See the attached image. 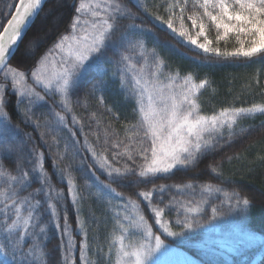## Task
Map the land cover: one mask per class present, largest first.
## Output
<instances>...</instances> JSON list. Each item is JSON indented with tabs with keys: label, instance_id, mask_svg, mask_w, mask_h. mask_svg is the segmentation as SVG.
<instances>
[{
	"label": "snow or ice",
	"instance_id": "1",
	"mask_svg": "<svg viewBox=\"0 0 264 264\" xmlns=\"http://www.w3.org/2000/svg\"><path fill=\"white\" fill-rule=\"evenodd\" d=\"M43 2L44 0H19L18 3L7 5L9 9L14 7L15 11L6 13L11 19L4 25L3 31H0V67L7 61L10 49L18 47L19 42L23 40L28 28L39 15ZM132 3L145 19L151 17L149 22L153 28L166 32L177 44L197 56L203 55L205 60H211L213 57L217 60L244 58L250 63H264V0H164L163 4L154 5L156 12L150 11L151 6L146 0H132ZM161 7L167 14L166 17L159 13ZM74 12L69 31L61 35L36 61V67L31 71L32 85L27 83V73L24 71L8 68L4 73L5 83H0V137L7 139L6 133L12 130L9 114L5 111L9 78L18 104H23L24 98H27L28 105H33L44 102L45 97L49 95L58 97L56 104L60 106L61 111L52 113L55 117L53 122H43L49 132H55V128L51 127L52 123L67 127L62 112L72 110L71 97L78 94L86 74L101 64L112 63L107 59L108 53L118 55L113 75H119L121 86L128 87L135 97L138 120L125 129L127 144H124L123 140L112 143L113 148H119L121 144H124V147L122 151L114 152L111 160L104 153H97L91 145L88 146L95 161L93 167L99 168L109 178V183L95 185L98 197L108 198L109 204L112 198L123 201L122 207L118 208L113 216V227L110 238L107 239L108 251L104 252L103 246H98L95 264H190L189 261L173 262L163 259L172 251L165 243V238L181 236L200 226L197 217L203 211L201 205L207 204L208 201L201 199L193 205L191 202L181 203L173 198L169 204L159 207L153 204V199L156 193L162 194L170 187L175 188L177 192H183L185 188L194 190L195 185H153L151 189L140 190L125 197L121 192H117L112 184L138 187L158 177L167 178L173 170H187L195 166L203 156L217 147L225 134L228 142L238 135L236 126L239 120L264 116V102H253L247 107H223L212 114L203 113L199 97L203 90L210 87L209 80L200 79L197 82L191 73L181 77L178 72L169 73L165 77V60L156 47L148 48L140 38L152 30L145 29L144 19L122 0H79L74 6ZM186 13L187 20L191 21V29L185 23ZM123 21L127 23H122ZM212 30L215 31V46L208 35ZM230 35L235 37L239 47L232 50L225 47L221 50L220 42L224 41L227 45ZM155 43L159 45L158 40H155ZM38 46V42L30 41L31 51L27 54H32ZM160 46L181 56L186 55L180 53L174 45L165 43ZM195 62L199 64L203 61ZM259 84L257 79L256 85ZM102 85L103 80L100 78L90 82L85 92V100L94 95ZM37 89H41L44 94ZM103 103L101 97L100 104ZM22 115L25 123H34L36 128L42 126L39 118H34L30 107L25 106ZM95 117L96 114L92 113L91 119ZM73 123H80L76 116H73ZM99 123L97 121L98 125ZM261 126H264V120H261ZM239 131L245 132L247 129L241 128ZM111 134L114 133L105 129V143ZM43 138L42 133L41 139ZM52 140L53 143H58L55 135ZM145 141L150 142V146H145ZM85 143L87 144V140ZM133 145L136 147L133 148ZM3 147L8 151L23 152L19 145L4 144ZM32 155L35 161L29 160V163L32 164V172L38 173L40 186L25 196H21L20 192L30 187L31 173L23 170L22 158L19 155L17 157L14 169L16 175L0 164V177L5 178V186L0 188V204L3 205L0 208V213L3 214V224L0 227L5 233V243L0 244V256L5 257L4 264H26L28 257L33 258L28 264H42L46 256L41 242L37 239L44 233V228L39 226V208L42 202L36 199V196L44 193L48 198L47 208L51 210L52 219L57 218L56 204L51 200L53 197L59 199L61 193L52 186L51 177L45 171L44 153L33 149ZM57 156L60 160L64 158L60 153H57ZM136 156H139L143 163L133 167L136 164ZM118 157H126L127 161H132V165L125 162L122 167L114 166L113 161L119 163ZM228 159L231 160L232 157ZM259 159L264 163V156ZM220 166L216 164L209 167L212 172L222 175L217 172ZM56 167L54 160L53 168ZM60 172L61 179L67 182L68 192L73 196L75 205L79 197L74 192L76 184L71 171L66 167ZM92 175L95 176V173ZM133 177L134 179H130ZM96 179L99 180L98 177ZM85 183L87 184V180ZM201 191L211 193L220 189L205 184ZM133 196L137 199H133ZM232 197H235L234 204L230 202ZM232 197H229L231 210H247L250 207L249 198H241L239 193H233ZM144 202H147L154 224L148 222L141 210V204ZM174 206L182 208L184 214L173 224L166 221L164 215L166 208ZM218 211L215 206L211 208V220L217 218ZM77 224L82 228L83 222L79 215ZM37 227L39 232L35 231ZM174 227H179L180 231L173 230ZM56 228L60 230L59 223ZM29 236L33 238V243L29 245L26 253H21L20 245ZM62 236H68L65 251L70 253L74 245L69 236L66 216ZM84 236L85 240L80 244L82 262H85L88 247L86 232ZM20 254L25 256V260L17 262L16 258ZM9 256L11 261L7 259Z\"/></svg>",
	"mask_w": 264,
	"mask_h": 264
},
{
	"label": "trees",
	"instance_id": "2",
	"mask_svg": "<svg viewBox=\"0 0 264 264\" xmlns=\"http://www.w3.org/2000/svg\"><path fill=\"white\" fill-rule=\"evenodd\" d=\"M16 2L17 0H0V31L10 17L6 13L12 12L14 8L9 9L7 5ZM122 2L138 16H141V19H144L143 27L145 29L152 30L151 33L144 34L140 38L144 40L148 48L156 47L165 60V77L169 73L178 72L181 77L191 73L197 82L200 79L209 80L210 87L203 90L199 97L203 113L212 114L223 107H247L253 102H264V91H261L264 89V63H250L244 58L217 60L213 57L211 60H205L203 55L197 56L196 53L177 44L166 32L153 28L152 23L149 22L151 17L145 19L132 0H122ZM146 2L151 6L150 11L156 12L157 9L154 5L163 4L164 0H146ZM78 3L79 0H46L39 15L0 75V83H5L4 73L8 68H15L18 71L26 72L27 83L32 85L31 71L36 67V61L61 35L69 31V25L75 15L74 6ZM159 13L165 17L167 15L164 13L163 7L159 9ZM187 14H185V23L191 29V21L187 20ZM139 22L137 21V23ZM122 23H127V21ZM208 35L215 46V31H210ZM200 39L202 41V38ZM155 40L159 41V45L155 43ZM30 41L38 42L39 46L32 54H27L31 51ZM165 43L174 45L180 53L186 55L181 56L177 52L160 46ZM219 47L221 50H224L225 47L232 50L239 45L236 44L235 37L230 35L227 45L221 41ZM187 57H193V59ZM107 59L112 63L101 64L86 74L80 84L78 94L71 97L72 110L62 112L65 115L67 127L52 123L51 127L55 128V132H49L43 126V122L46 120L53 122L55 117L52 113L61 111L60 106L56 104L58 97L49 95L45 97L44 102H37L33 105H28L27 98H24V103L18 104V98L11 88V79L9 78L7 81L5 111L9 114L12 130L6 133L7 139L0 137V164L16 175L14 169L17 157L19 155L22 158L23 170L31 173L30 187L26 191L20 192L21 196H25L40 186L37 179L38 173L32 172V164L29 163V160L35 161V157L32 155L33 149L42 152L44 153V168L51 177V184L57 192L61 193L59 199L53 197L51 200L56 204L57 218L55 220L52 219L51 210L47 208L48 198L44 193L36 196V199L42 202L39 208V226L44 228V233L37 237L46 254L42 264H83L80 244L85 240V236L81 232V226L77 224L79 210L77 205L73 204L66 180L61 179L60 170L66 167L69 168L75 180L74 192L79 197L78 205L81 209L79 218L83 222L84 233H87L88 264H95L98 246H103L104 252L108 251L107 239L110 238L109 234L113 227L114 213L108 198L98 197L95 185L109 183V178L99 168L93 167L95 161L88 146L91 145L97 153H104L111 160L112 154L122 151L124 144L128 143L125 129L137 122L138 113L135 97L128 87L121 86L119 75H113V72L116 71L115 61L119 59V56L110 52L107 54ZM196 60L203 62L197 64ZM104 73L107 75L105 76ZM97 78L103 80V85L97 89L94 95L88 96L85 100V92L89 83ZM257 79L260 81L259 86L256 85ZM37 90L41 91L42 95L44 94L41 89ZM101 97H103V105L100 104ZM25 106L31 108L34 118H39L42 124L40 128H36L34 123L24 122L22 112ZM92 113L96 114L95 119H91ZM73 116H76L80 123H73ZM261 120H264V116L258 115L255 118L247 117L239 120L236 126L238 135L228 142L227 134H225L224 139L213 151L203 156L195 166L187 170H173L167 178L158 177L146 184H140L138 187L121 186L117 183H113L112 187L128 197L140 190L151 189L153 185L189 183L195 185L194 190L185 188L183 192H177L175 188L170 187L162 194L156 193L153 204L159 207L169 204L173 198L181 203L191 202L193 205L201 199L208 201L207 204L201 205L203 211L197 217L200 226L181 236L167 237L165 243L182 250L200 264H249L264 245V163L259 159L264 156V126H261ZM97 121L100 122L99 125ZM241 128L247 129V131L240 132ZM105 129L109 133H114L107 137V143H105ZM42 133L44 134L43 139H41ZM53 135L56 136L58 143H53ZM97 136L99 140H97ZM136 139H140V137H136ZM118 140H123L124 144H121L119 148H113L112 143ZM4 144L19 145L23 148V152L8 151L3 147ZM145 146H150V142L145 141ZM132 147L135 148L136 145ZM57 153L63 154V160L58 158ZM133 154L135 155V152ZM229 157L232 159L229 160ZM117 159L119 163L113 161L114 166L122 167L125 162L132 165V161H127L126 157ZM54 160L57 164L56 169L53 168ZM142 163L140 157L136 156V164L133 167ZM216 164L221 165L217 172L222 175L211 171L209 166ZM93 172L95 176L92 175ZM96 177L99 178L98 181ZM130 179H134V177ZM205 184H210L214 188L218 187L220 191L202 192L201 187ZM4 186L5 178L0 177V188ZM233 193H239L241 198H249L250 207L247 210H231L229 197H232ZM133 199H137V197L133 196ZM230 202L234 204L235 197H232ZM213 206L219 210L215 220H211ZM2 207L3 205L0 204V208ZM141 210L148 222L154 224L147 202L141 204ZM183 214V209L178 206L166 208L164 219L174 224L177 218L183 217ZM65 216L67 217L69 236H71L74 245L70 253L65 251L68 246V236H62ZM57 223L60 225V230L56 228ZM2 224L3 214L0 213V225ZM173 230L180 231L179 227H174ZM35 231L39 232V227ZM4 237L5 233L0 227V244L5 243ZM32 243L33 238L26 237L25 242L20 245L21 253H26ZM7 259L12 260L11 256ZM16 260L17 262L25 260V256L20 254ZM32 260V257H28L26 264ZM0 264H4V259L0 258ZM258 264H264V254Z\"/></svg>",
	"mask_w": 264,
	"mask_h": 264
},
{
	"label": "rangeland",
	"instance_id": "3",
	"mask_svg": "<svg viewBox=\"0 0 264 264\" xmlns=\"http://www.w3.org/2000/svg\"><path fill=\"white\" fill-rule=\"evenodd\" d=\"M72 199H73V196H72ZM122 204H123V201H121L119 198H112L110 205H111V209H112L113 213H115L118 208L122 207ZM76 205H77V208L79 210V215H81V209L79 208L78 202H77ZM80 229H81V232L84 234V228H83V226ZM168 247L172 251L167 256L163 257V259H166V260H169V261H173V262L189 261L190 264H200L195 259H193L192 257H190L188 254H186L185 252H183L182 250H180V249H178L176 247L170 246V245H168ZM263 254H264V245H263L261 251L258 252L254 256V258L251 260V262L249 264H258L259 263V260L261 259V257H262ZM0 258H2V259L5 260V257L4 256H0ZM83 264H88V259H87L86 252H85V262H83Z\"/></svg>",
	"mask_w": 264,
	"mask_h": 264
},
{
	"label": "water",
	"instance_id": "4",
	"mask_svg": "<svg viewBox=\"0 0 264 264\" xmlns=\"http://www.w3.org/2000/svg\"><path fill=\"white\" fill-rule=\"evenodd\" d=\"M19 2V0L17 1V3ZM46 2V0H44V2H43V5H44V3ZM43 5H42V7H43ZM15 11V8L13 9V11L12 12H14ZM9 19H11V16L8 18V20ZM7 20V21H8ZM7 21H6V23L4 24V25H6L7 24ZM4 27V26H3ZM30 28V27H29ZM28 28V29H29ZM1 31H3V28L1 29ZM28 31V30H27ZM27 33V32H26ZM25 36V35H24ZM22 41V40H21ZM20 41V42H21ZM20 42H19V44H20ZM16 49H17V47H13L12 49H10V53H9V55H8V59H7V61L5 62V64H4V66L3 67H0V74L2 73V71H3V69L7 66V64H8V62L10 61V59H11V57L13 56V54H14V52L16 51Z\"/></svg>",
	"mask_w": 264,
	"mask_h": 264
}]
</instances>
